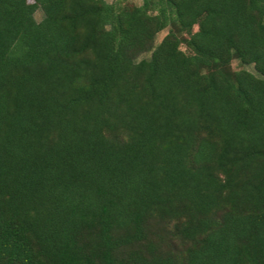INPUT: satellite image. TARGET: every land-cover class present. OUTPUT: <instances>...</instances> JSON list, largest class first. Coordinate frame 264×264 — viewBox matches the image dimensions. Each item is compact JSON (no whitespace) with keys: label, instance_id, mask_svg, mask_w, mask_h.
I'll return each instance as SVG.
<instances>
[{"label":"trees","instance_id":"obj_1","mask_svg":"<svg viewBox=\"0 0 264 264\" xmlns=\"http://www.w3.org/2000/svg\"><path fill=\"white\" fill-rule=\"evenodd\" d=\"M140 1L0 0V264H264V0Z\"/></svg>","mask_w":264,"mask_h":264},{"label":"rangeland","instance_id":"obj_2","mask_svg":"<svg viewBox=\"0 0 264 264\" xmlns=\"http://www.w3.org/2000/svg\"><path fill=\"white\" fill-rule=\"evenodd\" d=\"M109 2H112L113 0H107ZM126 3H129V4H133V3H140L141 1L140 0H124ZM35 17L37 20H40L42 18V12L40 9H38L36 12H35ZM166 33V30H162L159 35L157 36V42L161 39V37ZM184 49V47H182ZM149 56V53H145L143 54L141 57H147ZM232 68L235 69V70H239V69H247L249 71H254L253 69V66L250 65V64H241L238 60H233L232 63Z\"/></svg>","mask_w":264,"mask_h":264}]
</instances>
